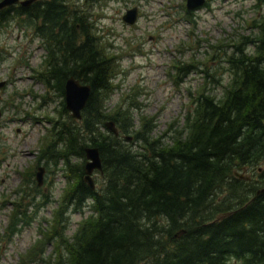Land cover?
<instances>
[{
  "label": "trees",
  "instance_id": "obj_1",
  "mask_svg": "<svg viewBox=\"0 0 264 264\" xmlns=\"http://www.w3.org/2000/svg\"><path fill=\"white\" fill-rule=\"evenodd\" d=\"M58 2L51 10L15 13L42 20L54 53L44 81L62 97L61 110L48 120L42 164L62 163L69 173L72 188L58 212L72 206L90 214L70 241L55 230L57 248L41 264H264V15L255 22L257 32L226 57L232 77L223 94L205 84L182 127L156 135L148 117L138 124L130 112L138 104L108 112L116 68L80 0ZM255 5L264 7V0ZM193 65L182 64L179 74ZM71 76L92 87L80 120L65 105ZM88 147L99 149L103 163L94 189L84 179ZM241 168L253 171L249 180L235 175ZM56 228L57 222L49 231Z\"/></svg>",
  "mask_w": 264,
  "mask_h": 264
},
{
  "label": "rangeland",
  "instance_id": "obj_2",
  "mask_svg": "<svg viewBox=\"0 0 264 264\" xmlns=\"http://www.w3.org/2000/svg\"><path fill=\"white\" fill-rule=\"evenodd\" d=\"M87 1L79 3L85 7L100 44L105 50L109 46L106 41L112 45V50L106 51L116 68L114 89L105 101L108 112L138 104L130 112L138 124L148 117L155 124L156 135L173 134L182 127L193 98L205 84L206 90L223 94L232 77L226 57L245 37L257 32L255 22L264 15V7H257L255 0H208V6L192 10L189 17L187 0ZM132 5H138V18L129 25L123 16ZM14 22L13 36L6 39L3 32L0 37V81H10L0 88V108L5 109L0 120V264H41L42 256H50L57 248L55 230L64 231L66 241L72 240L82 218L90 212H75L69 206L59 214L72 188L62 163L43 162L44 184L34 189L39 162L31 152L46 147L48 120L60 116L62 97L48 90L37 80L38 73L28 68L30 58L33 66L42 63L44 69V50L37 49L39 39H33L32 29H22L21 19ZM29 52L35 57L26 56ZM188 63L194 64V69L179 74L177 68ZM17 128L23 133H17ZM235 172L243 178L253 175L248 168ZM101 176L97 170L92 174L99 184ZM14 201L25 206H14ZM25 210L26 222L21 213ZM16 212L18 220H14ZM55 222L57 228L50 232Z\"/></svg>",
  "mask_w": 264,
  "mask_h": 264
},
{
  "label": "flooded vegetation",
  "instance_id": "obj_3",
  "mask_svg": "<svg viewBox=\"0 0 264 264\" xmlns=\"http://www.w3.org/2000/svg\"><path fill=\"white\" fill-rule=\"evenodd\" d=\"M2 1L3 0H0V2H2ZM58 1H60V0H18L17 2L12 3V4H8V5H6L0 9V37H1V33H3V32L5 33L4 36L6 39H9L10 37L13 36V32H12L13 28H11V27L16 22V21L14 22V20L18 18V19H21V21L23 22L22 23V26H23L22 29H25V28L32 29L33 33H31V35L33 36V39H35V36L39 39V42L37 44V49L42 50V48H43V50H44V55H45L44 56L45 58L43 61V65H44L43 68L44 69H42V63L40 65H37V67L33 66L32 65L33 60H31L30 58L28 59V68L29 69L31 68L30 70L32 72L38 73V75L42 74V78L37 77V80L42 82L44 85H46V82L44 81L45 80L44 79V73L48 70V67H46V64H47V61L50 59L49 57H52L54 55V53L51 50L50 42L46 40L45 34L42 32V20L36 19V20L30 21L28 16H23L22 18L16 17V14H18V13H15V12H18V11H24V12L34 11V12H36V11H42V8L51 10L54 7L57 8L59 6ZM88 1H87L88 4H92V3L95 4V3L100 2L101 0H98V1L88 0ZM70 3H73V1L70 0ZM134 7H138V5H132L131 7H128L126 10L128 11L129 9L134 8ZM27 20H29V21H27ZM92 25H93V23H92ZM76 26L78 29L80 27V24H76ZM93 28H94V25H93ZM24 31H26L27 33L30 32L29 30H24ZM26 45L27 44H24V47ZM106 46H108L106 48V50L109 53V51L112 50V45H111V43L106 41ZM29 55H31V52H29L26 56H29ZM31 57L34 58L35 56L31 55ZM43 71H45V72H43ZM9 82L10 81H8V80L0 81V88L5 86ZM40 101H41L40 102V105H41L42 104V97H41ZM4 111H5L4 108H0V112H1L0 120L4 116ZM0 126H1V124H0ZM16 132L19 134H21V132L23 133V131H21L20 128H17ZM1 151L4 152L3 150H1ZM34 151L35 152H31V154L34 155V157L36 158V163L38 161H41V162H39L40 164L37 165L38 170H39L42 167V149H39L38 151L37 150H34ZM0 154L2 155L3 153H0ZM24 187H26V186H24ZM24 187H23V189H25ZM22 192L26 193L25 190H22ZM24 203H25V201H24ZM13 204L15 206L16 202L14 201ZM21 213H24V212H21Z\"/></svg>",
  "mask_w": 264,
  "mask_h": 264
},
{
  "label": "water",
  "instance_id": "obj_4",
  "mask_svg": "<svg viewBox=\"0 0 264 264\" xmlns=\"http://www.w3.org/2000/svg\"><path fill=\"white\" fill-rule=\"evenodd\" d=\"M18 0H3L0 2V9L8 4L17 2ZM207 0H187L188 10H195L201 8L205 5ZM138 18V7L129 9L123 16V19L129 23L134 24ZM92 87L90 84L82 83L81 80L71 76L67 79L65 84V99L66 107L71 112L72 116L77 119L82 118V111L85 109L88 99L91 95ZM1 117V112H0ZM106 127L110 132L119 134L117 126L113 120L105 122ZM130 138V137H129ZM87 162L85 165V181L89 186L94 189L95 182L93 180L92 174L95 170L100 171L103 174V163L100 156L99 149L97 147H88L86 149ZM43 172V168H42ZM41 171L37 172V180L39 184H43V173ZM237 177H244L243 175L235 172ZM245 178H249L246 176Z\"/></svg>",
  "mask_w": 264,
  "mask_h": 264
}]
</instances>
